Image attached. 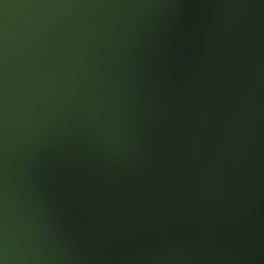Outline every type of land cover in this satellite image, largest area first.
<instances>
[{
    "label": "water",
    "instance_id": "1",
    "mask_svg": "<svg viewBox=\"0 0 264 264\" xmlns=\"http://www.w3.org/2000/svg\"><path fill=\"white\" fill-rule=\"evenodd\" d=\"M0 264H264V0H0Z\"/></svg>",
    "mask_w": 264,
    "mask_h": 264
}]
</instances>
